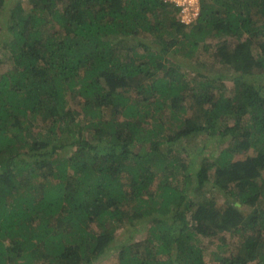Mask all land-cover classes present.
Listing matches in <instances>:
<instances>
[{
	"label": "trees",
	"instance_id": "1",
	"mask_svg": "<svg viewBox=\"0 0 264 264\" xmlns=\"http://www.w3.org/2000/svg\"><path fill=\"white\" fill-rule=\"evenodd\" d=\"M199 1L0 0V264H264V0Z\"/></svg>",
	"mask_w": 264,
	"mask_h": 264
},
{
	"label": "rangeland",
	"instance_id": "2",
	"mask_svg": "<svg viewBox=\"0 0 264 264\" xmlns=\"http://www.w3.org/2000/svg\"><path fill=\"white\" fill-rule=\"evenodd\" d=\"M199 6H200V2H199ZM175 15H176L175 17H176L177 20H180V21L181 20H185L186 21L185 24L187 23V27H189V28H190V26H192L196 22V20H195L194 22H191L190 23V21H188L189 15H190L189 14V11L188 10L184 11L181 7H177V10L175 12ZM198 17L196 19H198ZM163 25L164 24H162V26ZM161 31L164 32V27H162V30ZM161 31L158 30V34H157L156 37H154V39L153 38H146V39H144L147 42V45H150V43L153 40H155V39H158L160 37H164L163 35H161ZM199 36H200V34H199ZM7 39H8V37H5L2 40H3V42H5ZM210 44H212V43L210 42ZM201 48H199L198 53L202 51ZM177 57H179V56H177ZM179 58H181V57H179ZM201 58H203V59L205 58L209 62H211L212 59H213L211 57V53L210 52H205V51H202L201 52ZM185 74H186V77L188 78V80H191L192 78H194L193 77V74L189 70H185ZM232 89L233 88L231 87V84L228 83L227 84V91L225 92V94L231 93ZM218 94H220V93H218ZM66 102H67V106L68 105L71 106L74 109V111L77 112V114L79 113V106H78L77 101L76 100H73L71 98V96H69V94H67V96H66ZM206 107L207 106H205V108ZM204 110L205 109H198L197 111H195V114L196 115L194 117H198V119H201L202 118L201 116L204 113ZM188 113H189L188 116L194 115L193 109L192 110H189ZM43 125H44L43 127H46L45 124H43ZM46 130H47L46 128H43L40 132H42V134H44ZM221 139L222 140H227L228 137L225 134V135L221 136ZM202 144H203L202 141H195L194 143H192L191 145H189V147H192L194 145H195V147H197V146L202 145ZM162 146H164V144H162ZM217 149H218L217 145L214 144V145L210 146V149H208L207 151L204 150L203 152L195 155L194 158H195L196 162H199L198 157L199 158H203V157L210 158L211 157L210 150L211 151H214V150L217 151ZM197 150L198 149L191 150V154H194L195 152H197ZM250 153L251 152H249V154ZM246 155L247 154L245 153L243 155H239V156L234 157V159L235 160L243 159V158L246 157ZM211 160H213V159H211ZM194 168H195V166H194ZM263 178H264V170H263ZM178 179H179L178 181L180 182V177ZM116 234H117L116 236H118V242H120V243L124 242L128 238V234L126 232H124L123 230H121V229L117 230ZM226 236H227L226 234H220V235L215 236L213 238H205L203 236H199L198 246H201L202 247L203 254H204V259L206 261H209L210 256L213 255L215 252H223V251L219 250L218 247H220L221 245L224 244L225 239H226ZM142 237H144V235L142 233L135 235V238L137 240L142 239ZM117 252H118V249L117 248H113V249L107 251L106 254H104L101 257V259L96 264H118L119 257H118V253Z\"/></svg>",
	"mask_w": 264,
	"mask_h": 264
},
{
	"label": "built area",
	"instance_id": "3",
	"mask_svg": "<svg viewBox=\"0 0 264 264\" xmlns=\"http://www.w3.org/2000/svg\"><path fill=\"white\" fill-rule=\"evenodd\" d=\"M164 2L172 4L174 7H181L184 11H189L188 21L193 22L199 15V0H163ZM180 21V20H179ZM180 22L185 24V20ZM187 24V23H186Z\"/></svg>",
	"mask_w": 264,
	"mask_h": 264
},
{
	"label": "clouds",
	"instance_id": "4",
	"mask_svg": "<svg viewBox=\"0 0 264 264\" xmlns=\"http://www.w3.org/2000/svg\"><path fill=\"white\" fill-rule=\"evenodd\" d=\"M199 2H200V1H199ZM199 12H200V6H199ZM198 16H199V15H198ZM195 20H197V19H195ZM195 20H194V21H195ZM194 21H193V22H194ZM182 24H184V23H182ZM186 25H187V24H186Z\"/></svg>",
	"mask_w": 264,
	"mask_h": 264
}]
</instances>
